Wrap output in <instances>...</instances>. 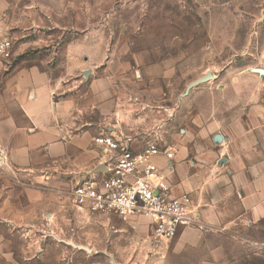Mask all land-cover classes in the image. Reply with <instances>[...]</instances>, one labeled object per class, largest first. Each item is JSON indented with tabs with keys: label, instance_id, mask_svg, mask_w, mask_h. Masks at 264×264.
<instances>
[{
	"label": "rangeland",
	"instance_id": "obj_1",
	"mask_svg": "<svg viewBox=\"0 0 264 264\" xmlns=\"http://www.w3.org/2000/svg\"><path fill=\"white\" fill-rule=\"evenodd\" d=\"M0 21L13 42L7 70L35 66L63 79L80 62V85L97 86L92 100L102 110L116 107L119 96L105 94L111 82L127 104L146 102V112L184 97L166 116L171 146L181 130L195 131L203 110L223 116L230 96L257 98L264 108V0H0ZM207 75L213 80L196 83ZM92 117L99 122L101 112ZM75 179L21 181L34 201L51 196L20 203L35 210L16 224L1 220L0 264H164L158 249L175 238L154 240L142 220L133 227L77 211L69 198ZM252 240L251 261L264 264V230Z\"/></svg>",
	"mask_w": 264,
	"mask_h": 264
},
{
	"label": "crops",
	"instance_id": "obj_2",
	"mask_svg": "<svg viewBox=\"0 0 264 264\" xmlns=\"http://www.w3.org/2000/svg\"><path fill=\"white\" fill-rule=\"evenodd\" d=\"M81 70V63L74 62L66 67L63 79H54L35 66L7 70L0 62V224L3 219L16 224L33 215V204L23 212L20 203L51 196L39 193L42 198L34 201L18 189L25 185L21 181L68 173L78 182L99 164L93 137L129 126L137 135L154 133L159 145L169 148L172 159L157 158L156 163L173 195L190 194L198 214L199 224L184 227L173 241L161 244L163 263L253 264L245 247L253 233L264 230V108L257 98L228 97L223 116L212 112L206 118L203 110L194 132L181 130L184 135L178 138L170 134L176 139L171 146L164 139L170 132L166 116L184 97L170 98L167 110L159 100V106L146 112V102L142 108L127 104L111 82L105 94L112 100L114 94L119 96L116 107L102 110L92 100L97 86L80 85ZM98 112L100 121L94 122L92 114ZM138 139L136 146L141 147L145 136ZM129 225L134 227V222ZM120 258L124 260V255ZM144 258L139 253L136 260Z\"/></svg>",
	"mask_w": 264,
	"mask_h": 264
},
{
	"label": "built area",
	"instance_id": "obj_3",
	"mask_svg": "<svg viewBox=\"0 0 264 264\" xmlns=\"http://www.w3.org/2000/svg\"><path fill=\"white\" fill-rule=\"evenodd\" d=\"M14 55L13 42L2 34L0 21V62ZM154 133L134 134L132 129L101 131L92 139L100 151L96 173L84 175L70 191L77 211L130 224L146 221L157 241H171L187 226L198 223L190 194L174 196L157 158L172 159L167 146H160ZM139 136H145L137 147Z\"/></svg>",
	"mask_w": 264,
	"mask_h": 264
},
{
	"label": "water",
	"instance_id": "obj_4",
	"mask_svg": "<svg viewBox=\"0 0 264 264\" xmlns=\"http://www.w3.org/2000/svg\"><path fill=\"white\" fill-rule=\"evenodd\" d=\"M212 77L211 76H206V77H204V78H202V79H200V80H198L196 83H199V82H201V81H209V80H213V78L211 79ZM100 169L98 168V167H96V169L94 170V171H92V172H90V173H88L87 175H91V174H93V173H96L97 171H99ZM86 251H87V249L86 248H84Z\"/></svg>",
	"mask_w": 264,
	"mask_h": 264
},
{
	"label": "bare ground",
	"instance_id": "obj_5",
	"mask_svg": "<svg viewBox=\"0 0 264 264\" xmlns=\"http://www.w3.org/2000/svg\"><path fill=\"white\" fill-rule=\"evenodd\" d=\"M73 247H77V246H75L74 244H71ZM87 251H88V249H87Z\"/></svg>",
	"mask_w": 264,
	"mask_h": 264
}]
</instances>
